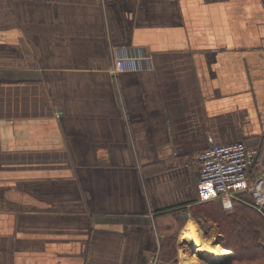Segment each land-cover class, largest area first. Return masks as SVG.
I'll return each instance as SVG.
<instances>
[{"label": "crops", "instance_id": "0c3cea01", "mask_svg": "<svg viewBox=\"0 0 264 264\" xmlns=\"http://www.w3.org/2000/svg\"><path fill=\"white\" fill-rule=\"evenodd\" d=\"M263 140L264 0H0V264H151Z\"/></svg>", "mask_w": 264, "mask_h": 264}, {"label": "built area", "instance_id": "2783aa9c", "mask_svg": "<svg viewBox=\"0 0 264 264\" xmlns=\"http://www.w3.org/2000/svg\"><path fill=\"white\" fill-rule=\"evenodd\" d=\"M124 58H117L115 71H128ZM211 141V140H210ZM258 148L242 141L214 144L190 157L185 166L196 174L198 204L220 201L226 212L237 206H250L264 214V174L253 176L259 164ZM251 197L249 200L247 197Z\"/></svg>", "mask_w": 264, "mask_h": 264}, {"label": "trees", "instance_id": "16d2710c", "mask_svg": "<svg viewBox=\"0 0 264 264\" xmlns=\"http://www.w3.org/2000/svg\"><path fill=\"white\" fill-rule=\"evenodd\" d=\"M251 200V197H247ZM204 207L205 216L214 217L219 216L217 223L225 222L224 230L226 234H231V238H226L223 234L219 245L231 251H240L243 258L249 260H258L260 264H264V244L262 242V235L264 234V214L258 212L250 206H237L233 213L224 215L219 211H225L220 201H211L197 205L198 208ZM223 215V216H222ZM262 223V227H256L255 217ZM203 228L204 220H202ZM171 249H174L173 240L169 242ZM174 256V255H170Z\"/></svg>", "mask_w": 264, "mask_h": 264}, {"label": "rangeland", "instance_id": "374dc122", "mask_svg": "<svg viewBox=\"0 0 264 264\" xmlns=\"http://www.w3.org/2000/svg\"><path fill=\"white\" fill-rule=\"evenodd\" d=\"M252 147H256L258 148L259 151V158H260V162H259V174H264V140L259 142L256 145H253ZM257 175V174H256ZM220 212L224 213V215H229L232 212H226V211H219V215L221 214ZM192 213L194 215V217L196 218H200L204 220V227L206 229H204L206 236L210 237V239L213 240L214 242V247L217 249L218 245L217 244L219 242V240L222 237V234L226 237V238H231V234H226L225 230H224V226L226 225L225 222H220L217 223V221L219 220V216H215L214 217H207L206 218V212L204 211V207H195V209L192 210ZM223 216V215H222ZM255 217V216H254ZM255 221H256V227H262V223L259 221V219H257V217H255ZM184 226L181 227V229H183ZM180 229V232H181ZM178 236L179 233L175 232L169 236H166L165 239H161L163 241H161V245H162V249L160 251V255H158V258H155V260L153 259L151 264H170L171 262H174L176 264L179 263V255L180 253H183L186 256L187 259V264H210L207 260L209 257L213 256L211 254H203V256L200 257V262L199 263H194L192 261V258L195 255V251L193 249V246L189 245L188 243H180V241H178ZM177 237V238H176ZM215 238H219V240L217 241ZM174 242L173 246L174 249H171V247H169L170 245V241ZM183 245V246H182ZM233 252V255L230 256L228 259H226V261L223 264H260V261L258 260H249L246 257L243 258L244 256L241 255L240 251L237 252ZM174 255V256H170V255Z\"/></svg>", "mask_w": 264, "mask_h": 264}, {"label": "bare ground", "instance_id": "6f19581e", "mask_svg": "<svg viewBox=\"0 0 264 264\" xmlns=\"http://www.w3.org/2000/svg\"><path fill=\"white\" fill-rule=\"evenodd\" d=\"M180 238L184 243H188L196 250L192 258L194 263H199L200 257L209 253L213 255L207 260L210 264H223L233 254L230 249L223 248L220 245L216 249L213 240L206 236L205 231L192 220L188 221L183 227ZM180 262L181 264H187L184 254L180 255Z\"/></svg>", "mask_w": 264, "mask_h": 264}, {"label": "water", "instance_id": "95a60500", "mask_svg": "<svg viewBox=\"0 0 264 264\" xmlns=\"http://www.w3.org/2000/svg\"><path fill=\"white\" fill-rule=\"evenodd\" d=\"M257 160H258V158H255V162H257ZM183 219L184 220H187L188 219L187 214L183 215ZM200 222H201V220H200ZM217 244H219V242Z\"/></svg>", "mask_w": 264, "mask_h": 264}]
</instances>
